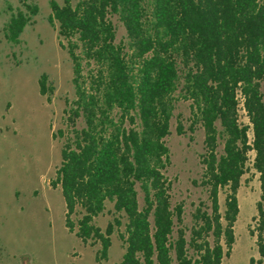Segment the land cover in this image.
<instances>
[{"label": "trees", "instance_id": "1", "mask_svg": "<svg viewBox=\"0 0 264 264\" xmlns=\"http://www.w3.org/2000/svg\"><path fill=\"white\" fill-rule=\"evenodd\" d=\"M7 8L11 17L0 32L17 45L39 8L32 0ZM50 9L75 95L64 109L65 142L52 182L69 232L100 245L97 261L108 258L117 231L124 254L115 264H222L236 242L243 177L254 171L262 195L256 232H248L264 258V0H50ZM114 19L126 32L120 42ZM47 79L39 80L42 96L53 92ZM237 90L250 125L239 122ZM180 100L190 102L191 113L177 133L193 140L204 130L202 174L192 185L207 200L195 206L190 227L185 202L173 203L165 175V139ZM108 204L112 220L102 230L96 219Z\"/></svg>", "mask_w": 264, "mask_h": 264}, {"label": "rangeland", "instance_id": "2", "mask_svg": "<svg viewBox=\"0 0 264 264\" xmlns=\"http://www.w3.org/2000/svg\"><path fill=\"white\" fill-rule=\"evenodd\" d=\"M20 1L0 0V31L11 17L8 5L16 9ZM32 1L39 12L35 24L25 28L19 44L9 43L0 32V264L119 263L124 249L117 231L112 235L108 258L97 261L100 245H84L65 225V201L60 188L55 189L52 182L65 142V137L59 135L60 130L66 129L64 109L75 96L72 64L67 51L60 46L57 29L48 22L50 0ZM55 1L64 4V0ZM71 1L75 5L78 0ZM114 22L116 41L120 42L126 32L121 23L115 19ZM43 74L53 87V92L45 96L40 94L39 86ZM262 90L264 93V83ZM190 113V102L180 100L171 120V134L165 139L171 155L165 175L173 182V203L185 202L184 224L188 227L192 225L195 206L207 200V194L192 185V180L202 174L204 130L197 128L193 140L189 132L177 133L178 121L188 128ZM78 126H82L81 121ZM253 157L251 153L250 163ZM261 195L259 174H246L238 192L236 242L231 256L222 264H250L251 259L255 264H264L256 237L248 232L249 226L256 232L258 221L253 217L257 216L256 204ZM139 201L142 205V195ZM220 206L223 211V194ZM109 210L111 204L96 219L102 230L112 220Z\"/></svg>", "mask_w": 264, "mask_h": 264}, {"label": "built area", "instance_id": "3", "mask_svg": "<svg viewBox=\"0 0 264 264\" xmlns=\"http://www.w3.org/2000/svg\"><path fill=\"white\" fill-rule=\"evenodd\" d=\"M236 100H237V111H238V118H239V122L243 125H250L248 116H247V112L245 110V97L242 94L241 90H237V94H236ZM252 138V133H251V137ZM253 161V160H252Z\"/></svg>", "mask_w": 264, "mask_h": 264}]
</instances>
